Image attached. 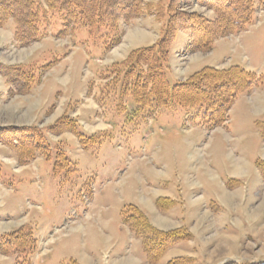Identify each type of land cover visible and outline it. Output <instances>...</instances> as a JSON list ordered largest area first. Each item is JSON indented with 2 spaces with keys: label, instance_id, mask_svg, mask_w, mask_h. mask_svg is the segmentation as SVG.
<instances>
[{
  "label": "rangeland",
  "instance_id": "374dc122",
  "mask_svg": "<svg viewBox=\"0 0 264 264\" xmlns=\"http://www.w3.org/2000/svg\"><path fill=\"white\" fill-rule=\"evenodd\" d=\"M255 3L254 22L208 52H185L189 35L179 31L168 81H182L203 66L263 72L264 5ZM189 9L213 16L198 5ZM44 16L43 37L24 46L14 39L12 19L0 24V65L31 68L37 77L21 91L29 75L0 68V128L38 127L51 153L49 160L37 154L20 165L0 141V234L31 229L42 249L36 264H51L74 234L84 243L137 240L120 221L123 206L147 195L167 196L178 203H172L174 212L163 226L180 224L191 235L171 253L192 264L264 261V179L256 167L258 159L264 161L262 107L241 95L227 125L212 129L200 122L199 113L175 104L138 108L130 94L121 95L114 65L137 46L152 44L162 22L153 15L120 19V42L104 49L86 28L60 32L59 15ZM64 115L95 141L82 146L71 131L48 132ZM59 149L69 164L54 169ZM109 256L103 254L104 263ZM0 264H14V256L0 253Z\"/></svg>",
  "mask_w": 264,
  "mask_h": 264
},
{
  "label": "trees",
  "instance_id": "16d2710c",
  "mask_svg": "<svg viewBox=\"0 0 264 264\" xmlns=\"http://www.w3.org/2000/svg\"><path fill=\"white\" fill-rule=\"evenodd\" d=\"M192 5L212 11L213 16L190 10ZM258 5L263 6L264 0H258ZM47 11L59 15L60 32L86 28L101 40L104 49L120 42V19L128 22L153 15L162 22L159 35L152 44L132 49L123 61L114 65V71L121 76V95L130 94L138 108L175 104L186 112L199 113L200 122L210 129L225 127L236 99L255 87H264V71L256 73L238 65L226 68L203 66L174 83L167 78L170 50L179 31L189 35L185 52H208L218 39L236 35L254 22L257 13L255 0H0V24L12 19L15 41L21 46L28 45L43 37L40 24L45 21ZM0 68H3L2 72L19 69L3 65ZM19 70L25 76L29 75V83L21 91L36 84L37 77L31 68ZM8 82L12 84L14 78L11 76ZM65 131L73 132L82 146L95 141L93 135L79 130L77 122L66 115L48 127V132L54 134ZM262 140L264 144V133ZM0 141L13 150L20 165L29 163L37 154L48 160L51 158L49 145L38 127H1ZM61 163L67 166L69 160L59 149L54 169ZM256 167L264 179V161L258 159ZM156 203L159 209L166 210L173 201L158 198ZM120 221L140 239L148 264H158L169 248L191 237L184 227L170 230L155 227L146 213L133 204L123 206ZM36 242L31 229L20 227L0 234V253L13 255L14 264H31ZM69 262L77 264L74 260ZM193 262L191 258L176 257L166 264ZM227 264H264V261Z\"/></svg>",
  "mask_w": 264,
  "mask_h": 264
},
{
  "label": "crops",
  "instance_id": "0c3cea01",
  "mask_svg": "<svg viewBox=\"0 0 264 264\" xmlns=\"http://www.w3.org/2000/svg\"><path fill=\"white\" fill-rule=\"evenodd\" d=\"M211 12L212 11H209L210 14ZM222 39L223 38L218 39L215 42L214 46L216 47L217 42ZM169 61L171 63L172 57L169 59ZM215 66L217 67L218 65ZM246 69L254 72L252 67H246ZM241 95H246L249 98H252L254 104L258 105L259 107H262L260 111H264V87H255L251 92ZM158 198H167L175 203H178L177 200H175L173 197L172 199L167 196L148 197L147 195L145 199H141L139 203L136 202L134 204H136L139 209L146 213L150 222L155 227L162 230H166L168 228H165L163 225L166 223L167 217H169L171 213L173 214L174 211H171L173 206L169 207L166 210L159 209L156 206V201ZM177 226L182 227L180 226V224H177ZM126 229L128 230L129 234L132 235L129 228L126 227ZM76 237L77 235L74 234V237L71 240L65 242L63 245L60 246V249L56 253V258L50 262L51 264H61V260L63 259L74 260L77 264H148L143 252L142 243L138 238L136 239L140 241L141 245L137 242V240L133 242H125L118 239H114L113 241H89L87 243H84L79 242ZM34 238L37 242L35 252L31 258V264H36L38 257L42 252L37 237L35 236ZM179 246L180 245L178 244L168 249L159 264H166V262L170 258H173L174 256H181V254L174 255L175 253H171L173 250H178L180 248ZM105 252H108L110 254L109 261L107 263H104L102 258Z\"/></svg>",
  "mask_w": 264,
  "mask_h": 264
}]
</instances>
